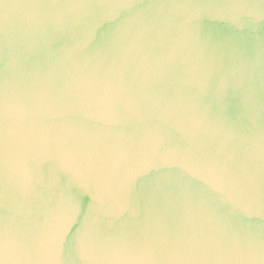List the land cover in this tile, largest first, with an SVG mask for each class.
Masks as SVG:
<instances>
[{
    "label": "water",
    "instance_id": "water-1",
    "mask_svg": "<svg viewBox=\"0 0 264 264\" xmlns=\"http://www.w3.org/2000/svg\"><path fill=\"white\" fill-rule=\"evenodd\" d=\"M0 264H264V0H0Z\"/></svg>",
    "mask_w": 264,
    "mask_h": 264
}]
</instances>
